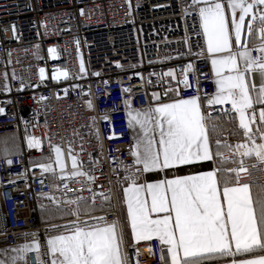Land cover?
<instances>
[{"label": "built area", "instance_id": "obj_1", "mask_svg": "<svg viewBox=\"0 0 264 264\" xmlns=\"http://www.w3.org/2000/svg\"><path fill=\"white\" fill-rule=\"evenodd\" d=\"M192 4L193 0H0V108L4 109L0 136L16 133L21 143L19 152L0 155L3 245L24 243V234L32 232L45 241L48 234L39 224L37 206L51 201L41 193L60 198L61 205L70 208L74 205L64 204L65 198L84 197L94 206L106 203L109 207L101 216L108 222L118 219L115 185L125 175L121 164H132L133 145L124 101L130 99L132 109L148 107L150 87L163 86L169 66L187 79V87L179 86V97L197 95V80L202 103L215 91L206 53L199 54L204 41ZM186 65L190 68L184 73ZM54 72L58 79L52 78ZM5 83L9 91L3 90ZM221 108L231 105L202 111L215 118L221 116ZM105 115L107 119L102 118ZM29 137L38 138L40 147L30 148ZM52 145L62 149L66 172L72 171L71 150L83 165L79 170L87 175L61 179L60 170L55 176L42 175L32 159L49 153ZM223 157L228 161L225 168L238 166L231 163L229 151ZM245 167L242 183H264V166L251 160ZM126 171L130 175L133 168ZM122 253L129 264H168L156 237L124 244Z\"/></svg>", "mask_w": 264, "mask_h": 264}, {"label": "snow or ice", "instance_id": "obj_2", "mask_svg": "<svg viewBox=\"0 0 264 264\" xmlns=\"http://www.w3.org/2000/svg\"><path fill=\"white\" fill-rule=\"evenodd\" d=\"M192 7L197 11L199 35L204 41L199 54L206 51L215 91L202 103L197 80V95L187 98L177 96L162 102L154 94L155 102L147 109H132L130 99L124 101L128 126L136 132L130 151L132 164H121L125 171L122 203L126 222L134 239L157 237L167 247L170 264H200L201 259L214 256L233 257L230 264H264V185L253 196L251 185L241 182L247 159L264 166V0H193ZM189 68L186 65L183 72ZM80 71H85L83 64ZM40 75L43 78V68ZM163 76L174 77V71ZM52 78L58 79L55 72ZM177 83L188 86L186 77ZM2 87L10 90L7 83ZM86 104L92 108L91 101ZM215 105L231 108H221V116L215 118L202 111ZM222 117L238 120L231 134L242 136L243 142L213 141V135L222 130L218 123ZM40 143L38 138H28L30 148H39ZM222 150L231 153V163L237 167H224L228 161ZM4 152L9 154L7 148ZM51 152L54 159L49 155L47 163L34 165L42 175L55 176L57 169L61 179L87 175L79 170L83 165L71 150L70 173L65 171L62 149L52 145ZM202 162H211L212 167L191 175L168 178L165 174L163 179L142 181L144 173H166L177 166ZM127 167L133 168L132 174H127ZM233 174L235 183H230ZM92 179L88 176L89 181ZM40 195L57 206L60 218L71 215L76 219L51 225L46 231L57 234L47 236L44 242L36 232L25 233L26 242L0 249V264H129L121 251L123 225L118 234L117 222H108L104 216L81 221L82 211L87 215L96 210L84 197L65 198L64 204L75 206L65 210L60 198ZM95 196L93 193V199Z\"/></svg>", "mask_w": 264, "mask_h": 264}, {"label": "crops", "instance_id": "obj_3", "mask_svg": "<svg viewBox=\"0 0 264 264\" xmlns=\"http://www.w3.org/2000/svg\"><path fill=\"white\" fill-rule=\"evenodd\" d=\"M206 53V51H205ZM211 69V67H210ZM169 70H173L174 71V77L173 76H164V84L161 88H153L150 87L149 89V106L151 104H154V94L156 96H158L162 102H170L172 99L177 98L178 96V90H179V86L181 83H177V80L181 79L180 75H178L176 73V71L174 70V68L172 66H169L165 72H168ZM164 72V73H165ZM258 83V80L256 81ZM148 106V107H149ZM148 107L144 108L147 109ZM232 116L235 115V113L231 114ZM257 118H258V110L256 112ZM218 123L222 126V130L220 133L213 135V141H215V139L219 138L221 140H227L229 143L230 141H233V144L236 143H241L243 142V138L242 136H237V135H232L231 132L232 130L236 129L238 127V120H229L228 117H222ZM253 127H255V125H253ZM131 130V135H132V139L133 137L136 135V132ZM4 136H0V148L2 146V141ZM135 143L134 139H133V144ZM224 151H228V150H222ZM49 155L53 156L54 159V153H52L51 151L49 153H45V154H41L39 156H36V158H33V164H38V163H47V159L46 157H48ZM238 159V158H237ZM254 159H247L246 161H251ZM69 166L72 167L71 164V160H68ZM212 167V163L211 162H202V163H193L191 165H185V166H177L175 168H171L166 170L165 172H158V171H152L149 173H144L142 174V181H156L158 179H163L165 178V174L167 175L168 178H171L173 175H178V176H185V175H191V174H195L198 172H204L209 170ZM59 170V169H57ZM230 183H233L232 181ZM260 185H264V183H260V184H251V190H252V194L253 196L256 195V193L259 190V186ZM126 186L123 184V182H117L115 185V202H116V206L118 208V219L116 220L117 222V233L120 234L121 233V225H123V230H122V241H121V251H122V247L124 244H131L134 242H138L141 240H137L134 239L132 237L131 234V229L130 227L127 225L126 222V206L123 205L122 201H123V191H122V187ZM88 204V203H87ZM89 205V204H88ZM61 207L65 210L69 209L70 207L67 206H62ZM75 207V206H74ZM57 206L53 205L52 203H50V205H42L40 203H38L37 206V214H38V221L39 224L45 226V230L49 229V227L51 225H64L66 223H69L73 220L76 219V217L71 216V215H64L63 218H60L61 213L56 211ZM95 211H91L90 213H88L87 215H85V213L82 211L80 214L79 219L81 221H84L85 219H88L89 216H94V217H99L101 216L102 212L105 211L107 208H102V207H96ZM47 236L50 235H55L57 234L56 232H48L47 231ZM155 237V236H153ZM157 238V237H156ZM161 242V241H160ZM23 242H19L18 244L14 245L17 246L19 244H21ZM14 246H5L3 245V243L0 241V249H4V248H12ZM164 254L167 258V263L170 264V258L167 256V247L164 246ZM233 257H219V256H214V257H205L203 259L200 260V264H230V261ZM236 258H241V257H236Z\"/></svg>", "mask_w": 264, "mask_h": 264}, {"label": "trees", "instance_id": "obj_4", "mask_svg": "<svg viewBox=\"0 0 264 264\" xmlns=\"http://www.w3.org/2000/svg\"><path fill=\"white\" fill-rule=\"evenodd\" d=\"M2 139L3 141L1 142L2 146L0 148V155H5V152H4L5 148L9 150V154L14 153V152H19L21 150V143H20L19 135H17L16 133L11 134V135H5ZM226 164H228V162ZM40 204L50 205V202L41 201ZM96 207L108 208L109 206L105 203L101 206H95V208Z\"/></svg>", "mask_w": 264, "mask_h": 264}, {"label": "rangeland", "instance_id": "obj_5", "mask_svg": "<svg viewBox=\"0 0 264 264\" xmlns=\"http://www.w3.org/2000/svg\"><path fill=\"white\" fill-rule=\"evenodd\" d=\"M46 202H48V201H46ZM45 232H47L46 230H44Z\"/></svg>", "mask_w": 264, "mask_h": 264}]
</instances>
